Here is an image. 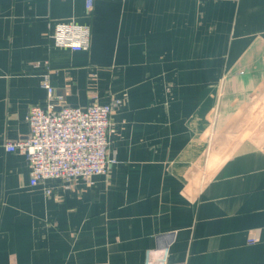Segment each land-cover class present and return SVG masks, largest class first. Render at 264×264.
Returning <instances> with one entry per match:
<instances>
[{"label":"crops","instance_id":"crops-1","mask_svg":"<svg viewBox=\"0 0 264 264\" xmlns=\"http://www.w3.org/2000/svg\"><path fill=\"white\" fill-rule=\"evenodd\" d=\"M60 21L87 50L54 44ZM45 72L69 105L121 99L116 162L49 195L5 149ZM262 125L264 0H0V264H264Z\"/></svg>","mask_w":264,"mask_h":264},{"label":"built area","instance_id":"built-area-1","mask_svg":"<svg viewBox=\"0 0 264 264\" xmlns=\"http://www.w3.org/2000/svg\"><path fill=\"white\" fill-rule=\"evenodd\" d=\"M93 2L85 0V8L91 9ZM51 37L55 45L77 51L87 50L91 43L89 26L72 21L56 22ZM40 82L46 97L28 109L25 117L28 137L7 143L5 149L26 156L30 185L43 184L49 195L53 191L46 184L49 180L72 181L104 175L116 162L111 154L109 133L111 113L121 105V99L113 97L107 103L92 101L84 107L62 105L53 93L48 72L42 74ZM145 264L184 263L163 259Z\"/></svg>","mask_w":264,"mask_h":264},{"label":"rangeland","instance_id":"rangeland-1","mask_svg":"<svg viewBox=\"0 0 264 264\" xmlns=\"http://www.w3.org/2000/svg\"><path fill=\"white\" fill-rule=\"evenodd\" d=\"M251 98H254V95H246V97L244 98V100L241 102V106L240 107H238V108H236L235 110H234V118L237 116V115H240V112H242L244 109H245V107L247 106V107H249L250 106V104H251ZM244 101H245V103H244ZM262 126H264V125H262Z\"/></svg>","mask_w":264,"mask_h":264},{"label":"water","instance_id":"water-1","mask_svg":"<svg viewBox=\"0 0 264 264\" xmlns=\"http://www.w3.org/2000/svg\"><path fill=\"white\" fill-rule=\"evenodd\" d=\"M54 95H55V94H54ZM60 103H61L62 105L64 104V105H68V106H73V105H69V104H67L63 99L60 100Z\"/></svg>","mask_w":264,"mask_h":264}]
</instances>
